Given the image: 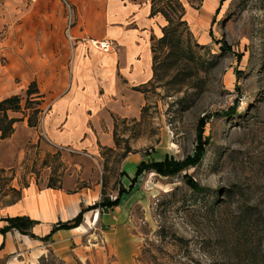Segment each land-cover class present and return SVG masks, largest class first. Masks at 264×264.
<instances>
[{
  "label": "rangeland",
  "instance_id": "1",
  "mask_svg": "<svg viewBox=\"0 0 264 264\" xmlns=\"http://www.w3.org/2000/svg\"><path fill=\"white\" fill-rule=\"evenodd\" d=\"M182 1L207 65L175 93L165 86L168 79L149 82L151 37L161 36L165 24L149 18L150 0H0V42L19 36L60 44V56L70 48L63 93L73 90L74 103L86 102L89 109L85 143L70 146L82 152L58 148L47 135L43 118L51 102L38 115L33 143L23 126L32 114L24 94L23 112H10L22 119L18 131L0 145V217L31 185L83 189L91 205L103 195L115 198L141 162L194 155L205 118L209 143L200 164L170 176L144 172L118 207L100 218L99 210L85 214L71 248L79 264H237V215L245 205L264 209V0ZM107 39L114 51L94 48V40ZM72 46L81 47L83 56L70 86ZM130 57L136 69H121ZM69 116L77 115L60 113V124ZM23 239L17 231L7 234L10 245L0 249V264H65L50 243L28 250Z\"/></svg>",
  "mask_w": 264,
  "mask_h": 264
},
{
  "label": "crops",
  "instance_id": "2",
  "mask_svg": "<svg viewBox=\"0 0 264 264\" xmlns=\"http://www.w3.org/2000/svg\"><path fill=\"white\" fill-rule=\"evenodd\" d=\"M148 12L149 9L145 8V15ZM157 18L162 19L161 17ZM16 39L17 41L13 42H0V100L13 95L24 96L30 84L36 82L40 91L39 95L41 96L36 98L41 100L40 108L42 112L40 114L42 115L50 102L52 103V108L49 109V113L45 112V117L43 118L44 129L49 138L52 139V143L63 146L85 143L82 139L89 129L86 126L84 117V114H88V104L83 101L74 103V99L77 96L73 90H71L72 93L71 91L63 93L69 81L67 72L68 50L70 48H67V54L65 51V55L60 56V44H58L59 48L57 44L47 41L40 43L24 42L19 39V36ZM73 49L74 58L72 64L75 67L72 65V70L74 67V75L70 78V86H73L75 82V69L77 68L78 60L83 56L81 47L78 46ZM89 51H91L90 48ZM116 63L118 64L117 61ZM146 65L148 64L146 63ZM146 65L144 64L145 67ZM129 67H132L133 70L137 67L136 64L133 65L132 57L129 58V61H125L120 65V68L125 70L129 69ZM83 75V69L80 67L78 75L80 80H83ZM78 94L80 95V93ZM60 113L77 116L76 118L73 117V119L69 116L68 119H64L65 122L62 125L60 124L61 121H59L61 120ZM23 126L29 132H32L29 139L33 143H37L39 139L38 127H30L28 124ZM56 126L67 128L61 131V129H56ZM17 131L15 125V132L12 136ZM12 136L4 140L0 138V145L3 141L12 138ZM89 205L91 204L88 203L83 189L73 191H67L64 187H44L40 189L37 185H31L24 190L23 197L19 201L9 206L8 213H4L0 217V228L8 224L7 221L2 219L26 216L33 221H37L31 226L30 232L38 237H44L50 232L55 223L74 218L83 207H88ZM100 215H98V218H100ZM83 227L84 222L74 229L59 230L53 234L49 241L31 238L30 235L22 234L18 230H11L8 233L12 231L20 233L24 237L23 240L28 250L30 248L39 249L40 244H43V242L50 243L57 259L63 260L65 264H79L71 246L73 241L76 242L79 239ZM7 234L5 236L0 234V245L4 242L5 246L9 247L10 243L7 240ZM80 256L82 259L84 258L82 254Z\"/></svg>",
  "mask_w": 264,
  "mask_h": 264
},
{
  "label": "trees",
  "instance_id": "3",
  "mask_svg": "<svg viewBox=\"0 0 264 264\" xmlns=\"http://www.w3.org/2000/svg\"><path fill=\"white\" fill-rule=\"evenodd\" d=\"M188 1L193 3V0ZM202 1L200 0V2ZM150 3L149 17H161L165 20V24L160 26L161 36L153 35L151 37L153 78L149 82L155 84L168 79L165 86H167L168 90L177 93L181 91L183 85H189L200 71L206 69L207 59L199 51L202 46L196 41L190 28L186 18V5L182 0H150ZM222 49L229 50V47L223 45ZM140 88L135 87V90H140ZM39 93L36 82L31 83L26 91L25 109H32V114L28 115V125L30 127H37L39 124L38 115L42 112L39 107L41 102L32 101L35 97H41ZM22 100V95H13L0 100V138L2 140L11 137L15 132V124L22 120L10 116V112H23ZM31 102L36 104V106H30ZM32 115H35L34 120ZM204 125L205 118L200 120L197 148L194 155H189L184 160L166 157L158 162H141L136 168L128 189L121 187L115 198L103 195L98 204L95 203L88 207H83L74 218L68 221L55 223L46 236L38 237L30 232L31 226L37 221H33L26 216L2 219L7 221L8 224L0 228V234L5 236L11 230H18L22 234L30 235L41 241H49L53 234L59 230H70L79 227L84 222L85 214L90 210H99L100 214H104L118 207L122 197L135 187L139 176L144 172L155 171L159 175L170 176L181 172L189 165L196 166L200 164L205 156L204 147L209 143L203 135ZM187 183L193 190H200L198 183L189 176H187ZM237 217L234 245L237 264H264V209H260L257 205H245L241 208ZM4 244L3 242L0 245V249L4 247Z\"/></svg>",
  "mask_w": 264,
  "mask_h": 264
},
{
  "label": "built area",
  "instance_id": "4",
  "mask_svg": "<svg viewBox=\"0 0 264 264\" xmlns=\"http://www.w3.org/2000/svg\"><path fill=\"white\" fill-rule=\"evenodd\" d=\"M65 4L67 6V11H68V15H69L68 19L70 21L72 19V9H71L70 4L67 1H65ZM70 40L72 41L73 38L72 39L70 38ZM93 46H94V48H96L98 50H103V51L109 52V53L114 51V49L112 47V42L110 40H108V39L107 40H99V41L94 40ZM55 146H57L58 148H61V149H67V150H71V151L82 152L79 149H75L73 147H70L69 145H65V146H63V145H55Z\"/></svg>",
  "mask_w": 264,
  "mask_h": 264
},
{
  "label": "bare ground",
  "instance_id": "5",
  "mask_svg": "<svg viewBox=\"0 0 264 264\" xmlns=\"http://www.w3.org/2000/svg\"><path fill=\"white\" fill-rule=\"evenodd\" d=\"M163 23H165V21L163 20ZM56 107H58V106H56Z\"/></svg>",
  "mask_w": 264,
  "mask_h": 264
}]
</instances>
